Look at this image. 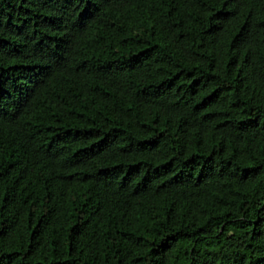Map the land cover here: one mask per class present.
Wrapping results in <instances>:
<instances>
[{"label": "trees", "instance_id": "16d2710c", "mask_svg": "<svg viewBox=\"0 0 264 264\" xmlns=\"http://www.w3.org/2000/svg\"><path fill=\"white\" fill-rule=\"evenodd\" d=\"M0 264H264V0H0Z\"/></svg>", "mask_w": 264, "mask_h": 264}]
</instances>
